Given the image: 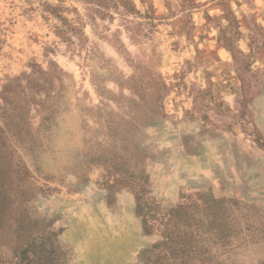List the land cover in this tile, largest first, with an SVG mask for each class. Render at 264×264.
Returning a JSON list of instances; mask_svg holds the SVG:
<instances>
[{
	"label": "rangeland",
	"instance_id": "374dc122",
	"mask_svg": "<svg viewBox=\"0 0 264 264\" xmlns=\"http://www.w3.org/2000/svg\"><path fill=\"white\" fill-rule=\"evenodd\" d=\"M225 248L264 259V0H0V264Z\"/></svg>",
	"mask_w": 264,
	"mask_h": 264
},
{
	"label": "trees",
	"instance_id": "16d2710c",
	"mask_svg": "<svg viewBox=\"0 0 264 264\" xmlns=\"http://www.w3.org/2000/svg\"><path fill=\"white\" fill-rule=\"evenodd\" d=\"M223 236L226 239L225 243L229 244L227 242V240H229L232 237V235H230V234H224ZM223 250L224 251H222L221 253H227V254H229V256L225 260H221L220 258H218V253L219 252H215L214 253V256H213V259H201V263L200 264H236L234 262V260L231 261L230 263L227 261V260L231 259L232 253L235 251V249L225 248ZM260 264H264V259L260 262Z\"/></svg>",
	"mask_w": 264,
	"mask_h": 264
}]
</instances>
